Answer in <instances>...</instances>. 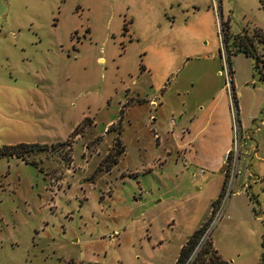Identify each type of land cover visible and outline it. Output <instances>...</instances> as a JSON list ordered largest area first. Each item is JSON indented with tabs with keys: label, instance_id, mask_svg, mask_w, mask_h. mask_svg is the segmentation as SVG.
Wrapping results in <instances>:
<instances>
[{
	"label": "rangeland",
	"instance_id": "obj_1",
	"mask_svg": "<svg viewBox=\"0 0 264 264\" xmlns=\"http://www.w3.org/2000/svg\"><path fill=\"white\" fill-rule=\"evenodd\" d=\"M221 23L232 36L264 31V0H0V89H16L0 95V147L47 145L0 157V264L176 263L229 176L221 150L185 145L182 125L225 86ZM257 51L264 62V42ZM230 61L241 163L199 249L212 241L224 259L259 264L264 127L251 117L264 116V68Z\"/></svg>",
	"mask_w": 264,
	"mask_h": 264
},
{
	"label": "crops",
	"instance_id": "obj_2",
	"mask_svg": "<svg viewBox=\"0 0 264 264\" xmlns=\"http://www.w3.org/2000/svg\"><path fill=\"white\" fill-rule=\"evenodd\" d=\"M34 33L36 35L39 34V32H34ZM19 38H22V35H20V34L18 35L17 41L19 40ZM38 38H39V36H38ZM35 42H36V40L31 41L32 44H34ZM20 44H21V42H20ZM235 74L236 73H234V71L232 70V81H231L232 82V90L233 89L236 90V85L234 86V76H235ZM202 75H203V73L201 75L197 73L196 75L193 76L192 81H194V87H195L196 84H198L197 82H199L200 85H202V84L205 85V83H207V81L203 79ZM218 75H220V71H219ZM150 86H151L152 89L154 88L153 83ZM225 86H226V84H225ZM225 86H223L222 89L219 90V92H218L219 95L218 96L212 97L209 100H207L205 102H202V103H206L208 105L204 109L203 108H199V111H200V115L199 116H193V117H191L189 119V121H186V120L182 119V125L184 126L183 131H184L185 139H186V135L190 134V139H188V141L185 143V145L192 146V147L193 146H197L198 143L200 142V139L203 137L208 142L209 147H211L212 149L213 148H215V149L219 148L221 150L220 163L222 164V166L220 167V170L222 169V167L225 164H227V162H228V153L231 151V129H230L231 128V121H230L231 119L229 117V111H228V109H229V99H228V96L225 93V90L227 89ZM224 88H226V89H224ZM13 92H16V89L5 88V87H2V89H0V95H6V94L12 95ZM220 94H222V95H220ZM158 97H161V96H158ZM131 98L134 99V97H131ZM155 99L156 98H151V99L148 100V103L150 105H153V107L158 105V103L155 101ZM161 99H162L161 103H163L164 97H162ZM150 101H152V102H150ZM218 103H219V105H218ZM230 103H231V98H230ZM221 104H224V105L220 106ZM236 105H237V108L239 110V115H240L241 114L240 109L242 110V107H241L242 101L237 97V95H236ZM218 107L221 108L222 116H220L216 112ZM224 108H225V115H224V113L222 111ZM226 110H227V113H226ZM181 115H183V114H181ZM203 121H207L206 124H204ZM242 121H243V119L240 120V122H242ZM251 121H253L255 123L256 122H260V126L257 124L258 126H257V128L255 130L256 132H260L261 131L260 127H264V116L261 119L258 116V113H256V115L251 117ZM112 123L113 122H110L107 125V127L112 125ZM242 123L246 127V129L249 128V130H250L251 123H248V124H244V122H242ZM201 124H203V125H201ZM246 140H248V139H246ZM246 146H248V141H246ZM253 151H254L255 156L257 157L258 148H255V149L253 148ZM240 163H241V157H240V159L238 161V167H239ZM249 167H250V164H249ZM228 170H229V167L227 166L226 172L224 174H219V175H225L228 172ZM235 179H238V176ZM251 179H252L251 173L249 174V172H247V171H246L245 174L242 173L241 182L240 183H242L243 189H248V190H250V189L252 190L253 189V186H252L253 182L251 183V181H252ZM263 180H264V178H263ZM225 181H226V184H227V178L226 177L220 183L221 186L219 188L220 191L218 192L219 193L218 197H219V195H220V193H221V191L223 189V185H224ZM243 189H242V191H243ZM252 196H254L253 193H252ZM216 199H214L212 202H214ZM212 202H211V205H212ZM210 213H211V209H210ZM225 260H227V259H225ZM227 261H230L231 264H237L236 260H235V262H233L232 260H227Z\"/></svg>",
	"mask_w": 264,
	"mask_h": 264
},
{
	"label": "trees",
	"instance_id": "obj_3",
	"mask_svg": "<svg viewBox=\"0 0 264 264\" xmlns=\"http://www.w3.org/2000/svg\"><path fill=\"white\" fill-rule=\"evenodd\" d=\"M223 34V41L228 46L229 42L232 40V47L231 50H229V56L227 58V63L230 66L231 69V61L230 57L232 55L243 53L248 57H252L255 60V67L259 69V64H262V67L264 68V62H262V56L257 51V43L264 42V31L261 29H256L254 31V34L244 35V36H232L230 34V28L228 23H221L220 33ZM262 74V78L264 79V73L260 72ZM231 76H232V70H231ZM232 81V79H231ZM232 87V82H231ZM233 100L236 104V97L235 94H233ZM77 131V130H75ZM75 131L72 133V136H77L78 133H75ZM71 136V137H72ZM47 145H41V144H24L20 143L17 145H7L0 147V157L4 156H16L18 158H24L26 154H32L39 151L46 150ZM226 186V181L223 185V189L219 195V197L212 202L211 205V216L209 219L192 235L189 236V238L186 240V242L183 244V246L180 249V253L178 255V258L176 260L175 264H231L230 261L225 260L217 251V249L214 248L212 241L206 242L200 249V241L205 234L206 230L208 229L210 223L212 222L213 215L215 214L217 206L220 204L221 199L224 196V189ZM262 255L260 258L259 264H264V231L262 234Z\"/></svg>",
	"mask_w": 264,
	"mask_h": 264
},
{
	"label": "built area",
	"instance_id": "obj_4",
	"mask_svg": "<svg viewBox=\"0 0 264 264\" xmlns=\"http://www.w3.org/2000/svg\"><path fill=\"white\" fill-rule=\"evenodd\" d=\"M224 65L222 67V71H220V75H223L226 79V86H230L231 87V79H232V76H231V69H230V66L229 64L227 63V60L224 56ZM233 99V98H232ZM234 102V100H233ZM155 105V104H154ZM233 108H235V103H233ZM235 110V109H234ZM238 133H239V130L237 128V138H238ZM233 153L234 154V158L231 162V164L228 166L229 167V176H228V180H227V185L225 187V190L226 192H224L225 194V198L231 194V189H232V184L233 181L235 180V178L237 177L238 173H239V169H238V161L240 159V141L238 140V142L236 143V145L234 146L233 148V151L231 150L229 153H228V160L230 159V154ZM231 182V183H230ZM231 187V189H229Z\"/></svg>",
	"mask_w": 264,
	"mask_h": 264
},
{
	"label": "water",
	"instance_id": "obj_5",
	"mask_svg": "<svg viewBox=\"0 0 264 264\" xmlns=\"http://www.w3.org/2000/svg\"><path fill=\"white\" fill-rule=\"evenodd\" d=\"M227 170V165L225 164L222 169L219 171V174H224Z\"/></svg>",
	"mask_w": 264,
	"mask_h": 264
}]
</instances>
